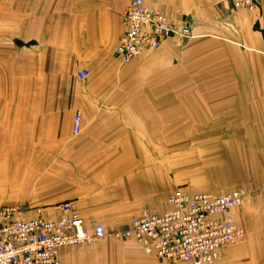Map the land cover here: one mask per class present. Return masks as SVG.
I'll return each instance as SVG.
<instances>
[{
	"label": "crops",
	"instance_id": "obj_1",
	"mask_svg": "<svg viewBox=\"0 0 264 264\" xmlns=\"http://www.w3.org/2000/svg\"><path fill=\"white\" fill-rule=\"evenodd\" d=\"M131 1L8 0L0 10V154L8 159L0 166H15L9 203H72L90 232L127 228L146 209L165 213L178 133L186 134L180 147L214 150L200 179L185 177L188 194L264 185V0L254 12L230 0H144L183 12L193 37L167 39L124 66L116 49ZM6 193L0 187V205ZM234 216L246 235L231 264H264V192ZM260 225L262 236L252 237ZM60 259L175 264L110 238L65 248Z\"/></svg>",
	"mask_w": 264,
	"mask_h": 264
},
{
	"label": "built area",
	"instance_id": "obj_2",
	"mask_svg": "<svg viewBox=\"0 0 264 264\" xmlns=\"http://www.w3.org/2000/svg\"><path fill=\"white\" fill-rule=\"evenodd\" d=\"M235 11L254 12L258 0H230ZM124 32L116 49L121 65L139 59L146 50H158L170 38L192 39V30L180 10L166 12L150 8L144 0H132L123 14ZM89 75L78 74L80 81ZM73 135L82 133L81 116L76 114ZM246 190L220 196L175 191L168 199L169 210L146 209L127 228L108 232L103 225L88 231L75 212L74 204L38 207L31 217L21 207H0V264H62L65 248L100 243L110 238L133 241L145 253L175 264H216L227 247L245 239L235 222L234 211L245 206ZM55 214V218L51 215Z\"/></svg>",
	"mask_w": 264,
	"mask_h": 264
},
{
	"label": "rangeland",
	"instance_id": "obj_3",
	"mask_svg": "<svg viewBox=\"0 0 264 264\" xmlns=\"http://www.w3.org/2000/svg\"><path fill=\"white\" fill-rule=\"evenodd\" d=\"M8 0H0V10L1 12H8ZM209 90H216L215 86H208ZM184 135L186 134H179L178 133V148L176 150V156L174 158V163L173 165H166L167 168H171L172 170H174V167L176 168V176H177V183H176V190L175 191H182L183 193L188 194L187 192H185L184 189V184L186 183V181L184 180L185 177L189 176V178H194V182L197 179H200L199 176H201V171L202 168L204 167H208L209 164H212V152L214 150H210V149H202V148H183L180 147V145H183V141H180V138H183ZM225 141H228V138L226 136ZM2 154H0V159L2 158H6V152L7 150H3L2 149ZM214 156V154H213ZM5 161H7L8 159H4ZM15 166H10L9 163L6 164H2L0 166L1 170H0V187L2 190H4V192L6 193V197L4 198V201L6 200L5 204L0 205V207L2 206H7V207H21L24 209L25 206L21 205V204H16L13 205L11 203H9V201L11 200V198L8 196V191L9 188L12 187V184L14 183V179H15ZM13 173V174H12ZM251 183V181H248V184ZM248 193H249V197L248 200L245 204V206L243 208H245L247 206V204L249 203V200L252 198H257L258 196L262 195L264 192V185L262 186V188L260 189H245ZM173 192V193H174ZM172 193V194H173ZM171 194V195H172ZM20 203V202H19ZM241 208V209H243ZM34 209H29L27 210L28 213L26 214L25 217H31L32 216V211ZM30 211V212H29ZM261 225L259 227H257L253 233H252V237L257 238L258 236H262L263 234V230L261 229ZM114 230H108V232H111ZM241 245H234L231 247H227L222 254L221 259L216 263V264H223V262L231 264V260H232V254L236 251V249H238ZM225 255L228 256L229 261L226 262ZM225 260V261H224ZM234 262V261H233ZM236 263V262H235ZM238 264V263H237ZM245 264H248V262H246Z\"/></svg>",
	"mask_w": 264,
	"mask_h": 264
}]
</instances>
